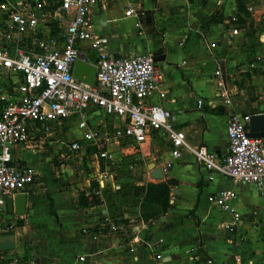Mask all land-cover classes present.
Masks as SVG:
<instances>
[{"label":"crops","instance_id":"0c3cea01","mask_svg":"<svg viewBox=\"0 0 264 264\" xmlns=\"http://www.w3.org/2000/svg\"><path fill=\"white\" fill-rule=\"evenodd\" d=\"M25 1L0 0L10 4ZM135 1L137 19L123 17L122 4L113 0H102L105 6L101 3L93 6L94 31L114 55L160 56L162 59L155 65L162 74V82L148 102L160 104L170 112L172 127L186 143L202 144L217 156L224 155L227 114L264 112V0ZM234 13L239 16V24L237 32L230 34L231 25L226 23V18ZM211 16L216 19L208 22ZM5 23V16L0 12V45L5 43L1 36ZM117 23L125 24L120 33L114 27ZM57 29L38 25L37 35H55ZM85 45L81 43L79 49L91 62L93 54ZM249 62L255 67L238 72L239 67ZM216 67L232 90L231 104L226 107L215 97L212 74ZM14 81V77L1 74L0 88ZM198 99L203 102L199 110L195 107ZM107 118L99 110L88 112L91 123L101 122L110 127L113 120ZM114 150L113 156L119 152L132 154L142 165L129 164V173H118L115 157L103 165L91 155L80 156L83 160L75 158V162L67 164L69 169L59 160L60 170L65 168L68 173L77 169L70 181L64 176L59 179L55 172L54 179L63 180L62 189L60 183L53 184L52 163L49 176L41 180L40 169L23 154L26 151L14 148L13 156L34 165L37 177L26 195L25 213L16 216L24 223L11 230H5V224L0 223V264H24V258L29 259L27 264H264V187L259 190L252 185L232 183L218 174L207 181V172L185 154L167 166L168 142L153 131L140 144ZM39 156L41 162L44 156ZM146 160H152L154 167H161V180L167 182L169 189V207L158 213L156 219L144 218L149 208L142 207L131 190L153 183ZM84 165L88 168L85 174ZM87 173L94 175L96 181L102 177V188L90 189L84 176ZM82 187L86 195L99 194L98 205L76 204L77 189ZM220 188L235 193L232 205L239 222L231 232L223 227L230 220L229 214L220 211L211 201ZM100 190L107 196L103 197ZM151 209L158 211L157 207ZM6 214L9 218L15 217L12 213ZM113 221L123 226L118 236L125 237V243H118V238L103 227ZM96 226L105 232L95 231V239L82 236V228ZM78 256H83V260L77 261Z\"/></svg>","mask_w":264,"mask_h":264},{"label":"built area","instance_id":"2783aa9c","mask_svg":"<svg viewBox=\"0 0 264 264\" xmlns=\"http://www.w3.org/2000/svg\"><path fill=\"white\" fill-rule=\"evenodd\" d=\"M113 1L122 4L123 17L137 19L135 0ZM98 3L102 4V0L0 2V12L6 20L1 33L5 43L0 45V75L15 78L14 84L0 88V223L5 224L4 229H13L16 220L20 219L16 216L9 218L2 209L6 198L27 195L37 177L34 165L16 159L13 149L37 150L44 138L55 136L69 120L80 133L65 143L66 149L69 153H79L82 158L89 149L96 160L106 165L113 160L115 148L140 144L153 131L168 142L167 166L185 154L207 172V181L213 174H218L232 183L262 189L264 135H247L250 115L234 111L227 114V150L222 156L202 144L186 143L172 127L170 112L160 104L148 102L162 82V74L153 56L148 53L120 56L108 52L104 39L93 29L91 9ZM238 19L236 13L226 18V23L231 25L230 34L237 32ZM38 25L50 29L58 26L59 30L55 35L38 36ZM134 25L138 27L137 22ZM81 43H86L92 52L91 62L80 51ZM76 60L93 67L92 84L72 77V65ZM254 67L249 62L239 67L238 72ZM212 76L219 104L222 107L230 105L232 90L227 87L221 70L216 67ZM158 94L163 97L162 92ZM202 103V100H196V109L199 110ZM90 109L99 110L113 120L109 130L105 123L88 120ZM102 186L101 177L97 187ZM234 198V191L228 188L217 189L211 197L215 206L230 216L228 223L223 225L228 232L233 231L239 222V215L232 205ZM104 226L110 235L118 238V243H125L126 238L118 236L123 231L121 224ZM94 229L82 228L80 232L82 236L95 239ZM83 258L78 256L77 261Z\"/></svg>","mask_w":264,"mask_h":264},{"label":"rangeland","instance_id":"374dc122","mask_svg":"<svg viewBox=\"0 0 264 264\" xmlns=\"http://www.w3.org/2000/svg\"><path fill=\"white\" fill-rule=\"evenodd\" d=\"M114 27L120 33L121 30L124 29L125 24L117 23ZM83 47H84V45L81 46V48H83ZM85 47H86V45H85ZM87 56H89V52H87ZM107 120L110 121V118L109 119L107 118ZM67 123L70 125H66L64 128H62L61 130L56 132L55 136L44 138L41 147H39L37 150H35L33 152H29V151L23 152V154H25L26 156H29L30 159L34 162V164L40 169L39 173L41 175V180H43V178L46 179V177L49 176L48 175L49 174L48 173L49 164L52 163V168L54 170V174H53V172H51V178H52L53 184L56 185L57 183L58 184L60 183L59 185L62 186V189L64 188V185H61V181H63V180H60V182H58V178L61 179V176H64V178L66 180L70 181L71 178L76 176L75 172L77 169L73 168V171H69L67 173L65 168L60 170L58 161L62 160V165H64V167L68 168L67 164L75 162V158L80 156L79 153H77V152H74V153L70 152L69 153V151L66 149L65 143L68 140L74 139L80 133L79 130L76 129L75 124L72 120H69ZM108 130H109V127H108ZM37 151H40V152H37ZM39 154L44 156V157H42L41 162L38 161V159L40 158ZM61 155L63 157H61ZM89 155H91L94 158V156L91 154L90 150L88 149L87 151H85V154L83 156L87 157ZM114 157L116 158L115 161H116L117 165L119 166V167H117L118 173H126V172L129 173L130 170L127 168L129 164L133 165L134 167L142 165V162L140 160H138L136 158V156H134V155L132 156V154L128 156L127 154H125L123 152H119V154L116 156L114 155ZM85 162H87V161H85ZM149 162L153 163L152 160H146L145 163H149ZM83 168H84V174H85L86 171H88V168L86 166ZM78 170H80V169H78ZM55 172L57 173V176H58L57 179H54ZM84 176H86V178H87L88 187L90 189L97 191V189H98L97 181H96L94 175H89V173H87ZM104 176L105 175H103V177ZM79 177L82 179V176H79ZM151 181H153V183H157V182L164 181V180H161V179L155 180V179L151 178ZM59 185H58V187H60ZM67 185H69V183H67ZM99 185L101 186L102 184L99 183ZM137 187H139V186H137ZM137 187H135V188H137ZM84 188L85 187H82V190H79V188L77 189V192H76L77 196L79 194L83 193ZM133 189H134V187L131 188L132 191H133ZM134 190H136V189H134ZM101 192H103V191H101ZM90 194H91V196L94 197V199H96L97 196L99 195V194H97V192L90 193ZM103 194H104V192L102 193L103 197L107 196V195H105V194L103 195ZM111 194H112V191H111ZM108 196H109V194H108ZM134 196L137 197L136 195H134ZM137 198L140 201V198L139 197H137ZM148 208H150V207H148ZM153 210L154 209H151V210L148 209V211H153ZM16 222H17L16 227H19L20 225H22L24 223V221H22L21 219H17ZM25 246L27 247L26 244H23V247H25ZM23 261H24L23 262L24 264H27L29 259L25 260V258H24Z\"/></svg>","mask_w":264,"mask_h":264},{"label":"water","instance_id":"95a60500","mask_svg":"<svg viewBox=\"0 0 264 264\" xmlns=\"http://www.w3.org/2000/svg\"><path fill=\"white\" fill-rule=\"evenodd\" d=\"M160 56H153V61L156 62L160 60ZM93 67L83 61L76 60L72 65V77L78 81H82L88 84H92L93 81ZM247 135L250 137H260L264 135V112L253 113L249 116L247 122ZM151 166V167H149ZM148 169V176L152 179L158 180L162 179V172L160 166H153L152 163L146 165ZM140 179V178H138ZM170 186H173V182L168 183ZM176 193V190L172 192ZM25 194H16L12 198H6L3 203L2 209L8 213L13 214L14 216H22L25 213ZM160 220H163V217H160Z\"/></svg>","mask_w":264,"mask_h":264},{"label":"trees","instance_id":"16d2710c","mask_svg":"<svg viewBox=\"0 0 264 264\" xmlns=\"http://www.w3.org/2000/svg\"><path fill=\"white\" fill-rule=\"evenodd\" d=\"M215 19H216L215 17L211 16L208 18V22H211ZM134 189H133L134 191L133 193L134 195L140 198V204L142 207L145 206L150 207L149 208L150 210L153 207L158 208V211L155 210L147 211L146 212L147 214H145L146 217H144L145 219L150 218L152 216H153L152 218L156 219L158 217V213L166 211V209L169 207V204L167 202L169 189L166 181H160L157 183L149 182L146 183L144 186H139L137 188L134 187ZM76 204L80 207H88L92 205H98L99 200L97 198L94 199V197L91 196V194L86 195L84 193H81L77 196ZM50 211L53 213L51 207H50ZM113 222L117 223L116 221ZM94 230L98 232H105V229L97 230L95 228Z\"/></svg>","mask_w":264,"mask_h":264}]
</instances>
